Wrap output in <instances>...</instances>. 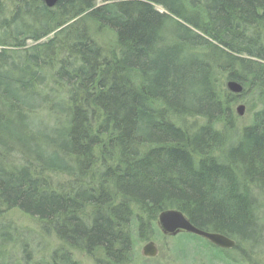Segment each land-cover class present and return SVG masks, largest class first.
I'll list each match as a JSON object with an SVG mask.
<instances>
[{"label": "trees", "instance_id": "trees-1", "mask_svg": "<svg viewBox=\"0 0 264 264\" xmlns=\"http://www.w3.org/2000/svg\"><path fill=\"white\" fill-rule=\"evenodd\" d=\"M13 209L59 242L33 258L0 220V264H130L168 239L165 209L235 243L179 233L167 261L264 264V0H0V217Z\"/></svg>", "mask_w": 264, "mask_h": 264}, {"label": "rangeland", "instance_id": "rangeland-1", "mask_svg": "<svg viewBox=\"0 0 264 264\" xmlns=\"http://www.w3.org/2000/svg\"><path fill=\"white\" fill-rule=\"evenodd\" d=\"M161 9V8H160ZM90 33L93 36V38L102 45H111V41L113 39V34L109 32V30H99L96 28V26L91 25L90 26ZM238 104L244 105L243 114L240 115L236 113V106ZM259 104H257V101L253 99L251 95H247V97H241L233 106V112L235 113L234 118V124L238 125L239 127H244L248 125L252 118H253V111L258 108ZM189 123L192 122V119H188ZM189 123H186L188 125ZM191 125V124H190ZM7 219L8 221H11V224L16 227L18 232L24 233V239L27 238V247L26 249L29 250L30 256L33 258H36L38 255L44 256L45 258H48L49 252H52L51 250L55 247H57L59 240L56 239L51 234H44L41 230H39L38 222L35 220H32L29 218V216L22 214L20 210L13 209L12 211L4 213L3 216L0 217V220ZM168 236L166 242H161L160 240H153L155 243V246L158 248L157 255L154 256L157 260V262L153 259H150L149 261L145 259L143 255V246L145 245V242H137L134 246L135 248V255L133 256V260L130 264H223L220 262H215L213 260L210 261V259L203 253L201 250H195L192 247H189V249H185L184 255H181V253H178L176 255V259L174 260L173 257L171 260L167 261V256L169 254V250L172 247L171 246V239ZM172 251V250H171ZM19 255V254H18ZM18 255L14 253H10L9 257V263L10 264H21L22 261V255L19 257ZM76 259L79 261L80 264H93L94 260H90L87 255H84L83 252L75 253ZM6 260V263L7 261ZM144 260V261H143ZM155 261V263H154ZM5 263V262H4ZM239 264H246L239 263Z\"/></svg>", "mask_w": 264, "mask_h": 264}, {"label": "water", "instance_id": "water-1", "mask_svg": "<svg viewBox=\"0 0 264 264\" xmlns=\"http://www.w3.org/2000/svg\"><path fill=\"white\" fill-rule=\"evenodd\" d=\"M45 2L49 7L54 6L58 0H41ZM226 87L232 93H241L242 86L237 80H228L226 82ZM244 105L238 104L236 106V113L242 115L244 112ZM157 224L160 227L161 232L164 235L175 236L179 232L191 233L196 236H201L206 239L209 243H212L218 247L222 248H232L234 246V241L225 236L224 234L216 232H207L202 229H198L189 221V219L179 211L178 209H165L159 213ZM144 257H154L157 253V247L153 241H148L143 246Z\"/></svg>", "mask_w": 264, "mask_h": 264}, {"label": "bare ground", "instance_id": "bare-ground-1", "mask_svg": "<svg viewBox=\"0 0 264 264\" xmlns=\"http://www.w3.org/2000/svg\"><path fill=\"white\" fill-rule=\"evenodd\" d=\"M81 15H82V14H80V16H77V17H76L75 22L81 20V17H82ZM18 254H20V253L18 252ZM18 254H17V255H18ZM18 256H19V255H18Z\"/></svg>", "mask_w": 264, "mask_h": 264}]
</instances>
